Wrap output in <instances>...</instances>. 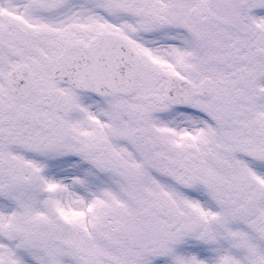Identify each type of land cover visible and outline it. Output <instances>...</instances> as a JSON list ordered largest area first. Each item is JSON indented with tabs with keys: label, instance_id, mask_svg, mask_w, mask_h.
Instances as JSON below:
<instances>
[{
	"label": "snow or ice",
	"instance_id": "obj_1",
	"mask_svg": "<svg viewBox=\"0 0 264 264\" xmlns=\"http://www.w3.org/2000/svg\"><path fill=\"white\" fill-rule=\"evenodd\" d=\"M0 264H264V0H0Z\"/></svg>",
	"mask_w": 264,
	"mask_h": 264
}]
</instances>
